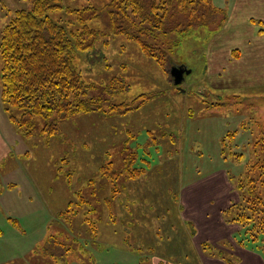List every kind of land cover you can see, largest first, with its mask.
<instances>
[{
	"label": "rangeland",
	"instance_id": "374dc122",
	"mask_svg": "<svg viewBox=\"0 0 264 264\" xmlns=\"http://www.w3.org/2000/svg\"><path fill=\"white\" fill-rule=\"evenodd\" d=\"M110 2L63 0L72 10L99 11L88 25L101 36L76 65L89 88L82 99L101 100L104 112L57 117L55 134L37 117L27 134L2 102L0 55V264H202L200 252L228 257L235 246L264 254V233L234 219L250 214L247 200L264 216L257 202L264 196V83L254 84L249 72L264 62L260 0H211L226 14L221 28L173 34L171 47L165 38L150 40L163 48L168 69L134 39L113 34ZM31 8L32 0H0V41L15 12ZM51 16L81 27L66 10ZM175 65L192 70L184 93L170 75ZM144 96L139 109L110 111ZM206 184L208 192L192 200ZM219 215L231 239L195 247L199 225L221 236Z\"/></svg>",
	"mask_w": 264,
	"mask_h": 264
},
{
	"label": "trees",
	"instance_id": "16d2710c",
	"mask_svg": "<svg viewBox=\"0 0 264 264\" xmlns=\"http://www.w3.org/2000/svg\"><path fill=\"white\" fill-rule=\"evenodd\" d=\"M211 3V0H111L108 14L113 34L134 39L146 57L168 69L163 48L150 40L165 38L171 47L173 34L184 35L199 27L221 28L226 14ZM62 10L74 14L81 27L68 29L62 20L51 16ZM98 16V9L91 5L72 10L65 7L63 0H32L30 10H17L4 27L0 41L1 99L10 121L27 134H32L37 117L47 122L43 131L55 134L59 130L57 117L65 120L76 113L104 112L101 100L82 99L89 88L76 65L77 55L92 49L101 36L100 31L88 25ZM181 16L185 21H178ZM148 99L149 96H144L130 107L112 106L110 111L128 113L141 108ZM240 185L245 191L246 186ZM263 198H257L262 213ZM249 201L246 206L250 214L239 213L234 219L262 234L264 216L259 218L258 207L251 202L248 204ZM71 206L72 203L62 215L67 214ZM252 238V242L258 239L253 235Z\"/></svg>",
	"mask_w": 264,
	"mask_h": 264
},
{
	"label": "crops",
	"instance_id": "0c3cea01",
	"mask_svg": "<svg viewBox=\"0 0 264 264\" xmlns=\"http://www.w3.org/2000/svg\"><path fill=\"white\" fill-rule=\"evenodd\" d=\"M255 17L257 18H261L260 20V24H264V0H260V5L259 7H257V11L255 12ZM260 45L257 46L258 51L260 53V49H259ZM263 54V52H262ZM261 54V55H262ZM261 55H258L257 51H255L254 53V57H259ZM264 56V55H262ZM257 61H255L256 64ZM263 61H260V64H256L257 65V70L252 69L249 72H253L254 74V81L257 85H262L264 83V62L262 65ZM250 69V68H249ZM257 76V77H256ZM209 186L208 184H206L205 188H200L198 190H196L193 195L191 196V199L193 200L195 199H200L201 198V193L202 191H206L208 192ZM230 206V205H229ZM223 211V209H221V212ZM219 217H221V224H219L218 226L223 229V232L221 234V236H208L205 235V232H207L206 228H201V226L199 225V229L198 233L201 236L199 237V242H194L195 243V247L200 248L202 244H204L205 242L208 241H215V240H219L221 238L224 239V237L229 238V240L231 239L232 236V232L229 231L228 225L225 224L224 219L221 215H219ZM191 220V217L190 219ZM192 224L194 223V221H190ZM206 227L207 224L205 223ZM208 228V227H207ZM213 228V225H211V229ZM228 229V230H227ZM211 232V231H210ZM198 235V236H199ZM202 259H200L199 261H201L202 264H264V254L261 250H254L252 246H235L233 247V250H231L230 252H228L229 256L228 257H223V256H204L202 252H200ZM232 256V257H231ZM174 264H180V263H174Z\"/></svg>",
	"mask_w": 264,
	"mask_h": 264
},
{
	"label": "water",
	"instance_id": "95a60500",
	"mask_svg": "<svg viewBox=\"0 0 264 264\" xmlns=\"http://www.w3.org/2000/svg\"><path fill=\"white\" fill-rule=\"evenodd\" d=\"M192 70L188 69L182 65H175L170 69V75L173 78L174 85L178 88L179 91L185 92L181 85L185 82L187 75L191 74Z\"/></svg>",
	"mask_w": 264,
	"mask_h": 264
},
{
	"label": "flooded vegetation",
	"instance_id": "af4514ba",
	"mask_svg": "<svg viewBox=\"0 0 264 264\" xmlns=\"http://www.w3.org/2000/svg\"><path fill=\"white\" fill-rule=\"evenodd\" d=\"M176 87V86H175ZM177 88V87H176ZM178 89V88H177Z\"/></svg>",
	"mask_w": 264,
	"mask_h": 264
}]
</instances>
